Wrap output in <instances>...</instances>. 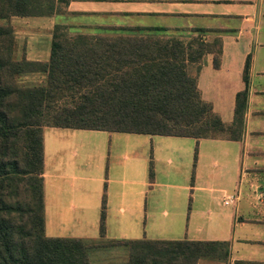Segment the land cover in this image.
<instances>
[{
  "label": "crops",
  "instance_id": "obj_1",
  "mask_svg": "<svg viewBox=\"0 0 264 264\" xmlns=\"http://www.w3.org/2000/svg\"><path fill=\"white\" fill-rule=\"evenodd\" d=\"M13 16L24 22L21 30L14 24L17 53L29 59L48 58L46 40L57 22L88 33L200 35L204 41L218 36L219 64L206 52L188 69L197 75L201 97L225 122L232 120L235 94L245 86L248 60L239 139L117 135L126 146L113 155L112 166L120 168L113 175V133L108 134V149L92 140L83 150L73 137L64 140L78 128L54 126L47 133L51 146L44 126L45 231L99 238L104 204V237L108 225L117 224L107 238L225 240L227 258L202 256L198 264H264V0H68L63 13ZM122 251L106 259L95 257L126 264L128 250Z\"/></svg>",
  "mask_w": 264,
  "mask_h": 264
},
{
  "label": "trees",
  "instance_id": "obj_2",
  "mask_svg": "<svg viewBox=\"0 0 264 264\" xmlns=\"http://www.w3.org/2000/svg\"><path fill=\"white\" fill-rule=\"evenodd\" d=\"M67 1L0 0V264H93L91 249L111 244L128 248L126 264L227 258L225 240L106 238L104 204L99 238L46 233L44 126L239 139L247 96L248 60L230 122L201 97L188 66L206 52L218 65V36L185 41L149 33H88L57 22L47 59L15 58L11 16L63 13ZM31 72L44 79H19Z\"/></svg>",
  "mask_w": 264,
  "mask_h": 264
},
{
  "label": "rangeland",
  "instance_id": "obj_3",
  "mask_svg": "<svg viewBox=\"0 0 264 264\" xmlns=\"http://www.w3.org/2000/svg\"><path fill=\"white\" fill-rule=\"evenodd\" d=\"M13 17V19H12ZM20 17H17V16H11V23L13 24H16V26L21 30V28L23 27V24L24 22H22V20H19ZM28 25H31V23H28L26 22ZM99 32H103V33H113V31H109V30H99ZM118 32H121V31H118ZM123 32H129V31H123ZM133 33H138V32H134V31H131ZM42 34L44 35L45 33L42 32ZM143 34V33H141ZM151 35H156V36H162V37H168L167 35H162V33H156V32H151L149 33ZM172 37H177V38H180L182 40H189L191 38H194V37H199L198 35H193L192 37L190 38H183V37H178V36H172ZM51 38V36H50ZM50 38H48V40H46V44L48 42V47H49V44H50ZM42 40H44L45 38H41ZM43 42V41H42ZM44 43V42H43ZM17 40L15 38V27H14V49H13V55L15 58H20L21 56L17 53ZM19 50V49H18ZM19 79L23 82H27V83H32V82H41L43 79H44V75L42 73H38V72H31V73H28V74H22L20 75ZM54 126H48L46 127V139H47V142L49 141V135L47 136V133L49 134V130H53ZM110 133H113V139H112V143L110 144L111 146V150L109 151V161H110V164L112 162V159L114 158L113 155H117V152L118 150H123L124 147L126 146V144L124 142H119V139L116 138L117 135H123V134H134V133H128V132H119V131H112V132H109V131H105V130H96V129H82V128H78L76 129L75 132H73L72 134H66V137H65V141H69V140H72V137H73V140L76 139V141L78 142L77 145L84 148L83 150H86L87 148H89L90 145H92L91 141L93 140L95 143L96 142H102L103 145L105 147H107L108 149V134ZM51 141V140H50ZM49 141V142H50ZM51 143V142H50ZM51 146L54 145V144H50ZM129 145V144H128ZM130 146V145H129ZM110 148V147H109ZM108 156V154H107ZM115 162V160H114ZM110 173H112L113 175L115 173H120V168L117 166V165H114L112 166L111 164V168H110ZM141 224V223H140ZM108 233L106 235V238L107 237H112L111 235L113 234V232H116V227H117V224H110L108 225ZM109 242V241H107ZM123 248L128 250V248L125 246V245H119V244H111L109 246H106V247H94L93 249H91L90 251V256H91V260L93 262V264H111V262H106V263H103V262H98V261H101L102 259H98L97 257L95 256H98L99 258H110L112 254H118V253H123ZM94 252V254H93ZM95 252H96V255H95ZM126 253V251H125ZM127 254V256H126ZM124 255V259H125V262H127L128 260V251Z\"/></svg>",
  "mask_w": 264,
  "mask_h": 264
},
{
  "label": "built area",
  "instance_id": "obj_4",
  "mask_svg": "<svg viewBox=\"0 0 264 264\" xmlns=\"http://www.w3.org/2000/svg\"><path fill=\"white\" fill-rule=\"evenodd\" d=\"M229 199L231 198V197H228ZM225 201H227V199H225Z\"/></svg>",
  "mask_w": 264,
  "mask_h": 264
}]
</instances>
